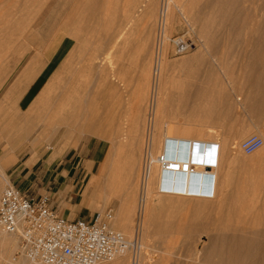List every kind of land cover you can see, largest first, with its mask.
Returning <instances> with one entry per match:
<instances>
[{"label":"rangeland","instance_id":"374dc122","mask_svg":"<svg viewBox=\"0 0 264 264\" xmlns=\"http://www.w3.org/2000/svg\"><path fill=\"white\" fill-rule=\"evenodd\" d=\"M0 1L1 10L15 0ZM41 3L45 6L40 11L42 21L34 28L39 27L45 44L37 40L35 46L24 44L12 53L0 47L4 49L0 50V195L14 184L29 192L47 189L60 212L70 207L84 209L85 214L113 208L114 227L133 237L142 165L147 159L153 172L147 203L152 197L156 203L145 210L141 264H264V149L247 154L240 147L252 134L264 139V0L173 1L167 39L181 34L193 46L187 53L175 54L167 40L161 59L167 68L155 82L159 0ZM36 8L29 17L38 15ZM51 31L55 35L66 31L67 38L62 34L61 40H55ZM47 44L53 45L50 55L55 61L48 80L50 109L47 114H31L24 98L31 95V86L22 89L14 84L37 46L45 50ZM27 46L29 54L19 63ZM153 86L154 103L160 106L155 104L157 124L150 147L146 125ZM57 94L61 96L56 100ZM47 115L52 126L46 140L30 143L39 130L28 127ZM165 135L195 140L196 156L201 154L200 142L220 144L221 159L212 171L216 174L213 197L158 191L160 182L171 178L157 163L166 150ZM8 137L16 139L13 146L7 144ZM197 170L201 178L198 173L178 172L172 180L182 189L186 185L187 190H196L203 185L205 172ZM90 173L105 187L100 196L92 194L93 184H83ZM120 217L125 218L121 227ZM3 238H12V243L7 252L1 251L0 244V264H30L17 253L16 235L0 228ZM118 259L130 264L127 254L100 264Z\"/></svg>","mask_w":264,"mask_h":264},{"label":"built area","instance_id":"2783aa9c","mask_svg":"<svg viewBox=\"0 0 264 264\" xmlns=\"http://www.w3.org/2000/svg\"><path fill=\"white\" fill-rule=\"evenodd\" d=\"M173 0H159V11L155 29L154 72L155 82L166 41L173 47L175 54L187 53L193 46L190 38L181 34L167 39L169 29V9ZM155 87L151 89L148 102L146 125V144H153L155 138ZM166 150L158 156L161 172L171 177L163 179L158 185L159 192L195 194L213 197L215 195L216 174L212 172L220 162L221 147L217 142L202 141L201 154H191V147L196 141L179 139L176 136L164 137ZM264 139L252 134L246 137L240 147L243 152L251 154L258 150ZM148 147V146H147ZM185 150L184 160L179 159L175 150ZM168 148V149H167ZM173 149V154H171ZM147 151V150H146ZM204 152V153H203ZM182 156V157H183ZM205 170L204 185L191 190L172 180L179 173H199L197 168ZM150 165L147 159L141 171L140 196L135 213V233L128 237L123 231L114 227L115 211L107 208L88 215L69 217L55 208L49 195H35L14 184H8L0 195V228L18 237L17 253L25 257L30 264H100L127 254L130 264H141L143 252L141 227L145 215L147 186L150 179Z\"/></svg>","mask_w":264,"mask_h":264},{"label":"bare ground","instance_id":"6f19581e","mask_svg":"<svg viewBox=\"0 0 264 264\" xmlns=\"http://www.w3.org/2000/svg\"><path fill=\"white\" fill-rule=\"evenodd\" d=\"M4 2H5V0H3ZM9 1V0H8ZM8 1H6L5 3H8ZM12 1H14V0H12ZM40 0H15L14 1V3L12 4V5H10L9 6V4H8V6H5V7H7L6 9H2V7H1V10H0V47H2V48H4V49H6V50H8V52H9V50L11 51V53L12 52H14L15 50H16V48H21L24 44H28V46L29 45H31V47H32V45H34L35 46V44H37V42L39 43H42L43 45L45 44V38H44V36L40 33V32H38V28L37 29H35L34 27L39 23V21H42V20H40V18H42V17H40L39 18V16H41L40 15V11L42 12L43 11V9L42 8H44L45 6V4L43 5L42 3L40 4V5H38V2H39ZM44 1V0H43ZM173 1H175V0H173ZM2 1H0V3H1ZM3 2V6H4V3ZM45 2H47V0H45ZM78 2V1H77ZM253 2H254V0H253ZM9 3H10V1H9ZM2 4V3H1ZM177 4V3H176ZM37 6H39V11H38V13H36V17L34 18H32V17H29V16H31V14L30 13H33V12H35L34 10L36 9V11L38 10V8H36ZM48 6V5H47ZM46 6V7H47ZM72 10V9H71ZM33 11V12H32ZM44 12V11H43ZM42 12V13H43ZM71 12V11H70ZM222 13V12H221ZM30 14V15H29ZM67 14H69V13H67ZM67 14H66V16H67ZM251 14V13H250ZM34 15V14H33ZM245 15V14H244ZM65 16V17H66ZM225 16V15H224ZM50 17V16H49ZM68 17V16H67ZM223 18H225V17H223ZM248 18V17H247ZM51 20V19H50ZM64 20V19H63ZM71 21V20H70ZM62 22V21H61ZM65 22H67V21H65ZM42 23V22H41ZM60 23V22H59ZM63 23H64V21H63ZM72 23V22H71ZM219 23V22H218ZM56 24V23H55ZM58 24V23H57ZM61 24V23H60ZM60 24H58V26L60 27L61 25ZM246 24V23H245ZM251 24V23H250ZM47 25H48V22H47ZM52 25V24H51ZM66 25H68V23L66 24ZM76 25V24H75ZM74 25V26H75ZM205 25V24H204ZM222 25H223V23H222ZM52 26H54V25H52ZM74 26H72L73 27V29H77L78 28V26H76V27H74ZM207 26V25H206ZM58 27V28H59ZM202 27V26H201ZM41 28V27H40ZM46 28H48V27H46ZM46 28H44V29H46ZM56 28H57V26H56ZM56 28L54 27V30H56ZM203 28H205V27H203ZM208 28V27H207ZM71 29V28H70ZM73 29H72V31H70V33H74L73 32ZM37 30V31H36ZM48 30V29H47ZM59 30V29H58ZM57 31V30H56ZM55 31V32H56ZM76 31V30H75ZM78 31V30H77ZM44 32H46L47 33V31L45 30V31H42V33L43 34H45ZM54 32V31H53ZM66 32V31H65ZM64 32V33H65ZM67 32H68V34H69V31L67 30ZM63 32H60V31H58V32H56V35L55 34H53L52 33V31H51V34H53V38L55 39V40H58V39H60L61 40V36H63V35H65ZM63 34V35H62ZM76 34V33H75ZM37 35L39 36H41L42 35V37L41 38H39V39H37L38 37H37ZM70 35V34H69ZM74 35V34H73ZM79 35V34H78ZM48 36V35H47ZM66 36V35H65ZM76 36H77V34H76ZM72 37V35L70 36V38ZM74 37H75V35H74ZM66 38H67V36H66ZM76 38V37H75ZM50 39V38H49ZM63 39V38H62ZM74 39V38H73ZM38 40V41H37ZM37 41V42H36ZM45 41V42H44ZM51 41V40H50ZM74 41H75V39H74ZM71 44V43H70ZM74 44H76V43H74ZM48 45V47L46 46V48H45V50H41L40 49V47L39 46H37V53L31 58V60H30V62L24 67V69L22 70V72L20 73V75L18 76V78H17V80H16V83L14 84L15 85V87L17 86H21L22 85V89L23 88H28L29 86H31V89H32V91H31V95H29L28 97L26 96L25 97V95H24V98H25V104H28L27 105V107H28V110H30V111H32V112H30L31 114L34 112V113H38V112H40V111H42V113H44V114H47V112H45V110L47 109H50V103H51V99H52V96H51V93L48 91V80L50 79V78H52V74H51V71L53 70L52 68L54 67V65H55V61H54V57H52L51 55H50V48H51V46H53L52 44H47ZM54 45H56L55 43H54ZM63 46H64V43L62 44ZM27 46V48H25V47H23V55H22V58L19 56V58H21V60L19 61V63L20 62H22V60L25 58V56L27 55V53L29 52V50H30V47H28ZM57 46V45H56ZM61 46V45H60ZM62 46V47H63ZM69 46V45H68ZM58 47V46H57ZM70 47V46H69ZM75 48L74 46H71L70 47V49L71 48ZM56 48V47H55ZM66 48H68V47H66ZM65 48V51L66 50H68V49H66ZM72 48V49H73ZM4 49L2 50V49H0L2 52L4 51ZM12 49H14V50H12ZM25 49H27L26 50V52H25ZM52 49H54V48H52ZM74 50V49H73ZM55 51V50H54ZM53 51V52H54ZM70 51V50H69ZM68 51V52H69ZM22 52V51H21ZM62 51H60V53H61ZM73 51L71 50V53H72ZM5 53V52H4ZM4 53H3V55H4ZM70 53V54H71ZM6 54V53H5ZM29 54V53H28ZM58 54H59V51H58ZM58 54H56V55H58ZM8 56L10 55V53L9 54H7ZM53 55V54H52ZM6 56V55H5ZM7 56V57H8ZM46 56V57H45ZM55 56V55H54ZM6 57V58H7ZM65 57V56H64ZM69 57V56H68ZM71 57V56H70ZM5 58V59H6ZM9 58V57H8ZM66 58V57H65ZM163 58H164V56H163ZM3 60V59H2ZM69 59H67V61H68ZM165 60L163 59L161 62H160V64H159V70H158V73H159V75H160V77H162L161 75H163V74H161V72L163 71V68H164V64H165V62H164ZM18 62V61H17ZM19 63H18V65H19ZM40 63H42V66L39 68V69H36V66H37V64H40ZM46 63V64H45ZM68 63V62H67ZM1 64V63H0ZM62 65H64V63L62 64ZM43 67V68H42ZM166 67V66H165ZM50 68V69H49ZM167 68V67H166ZM165 68V69H166ZM42 69V70H41ZM40 70H41V72H40ZM61 70V69H60ZM153 71H154V68H153ZM166 71V70H165ZM58 72V71H57ZM61 72V71H60ZM59 73V72H58ZM61 76V75H60ZM159 77V76H158ZM56 78V77H55ZM52 80H54V79H52ZM159 80H160V78L157 80V82H156V87L158 86V84H159ZM156 81V80H155ZM30 89V90H31ZM23 92V91H22ZM49 92V93H48ZM51 92H52V90H51ZM24 94V93H23ZM50 95V96H49ZM60 96H61V94H57V95H55L53 98H55L56 100L57 99H59L60 98ZM161 101V100H160ZM157 103V102H156ZM155 103V104H156ZM161 103V102H160ZM156 105H159V103L158 104H156ZM155 105V106H156ZM160 106V105H159ZM158 109L160 108V107H157ZM157 109V110H158ZM160 109H162V107L160 108ZM159 109V111H161ZM44 110V111H43ZM156 111V110H155ZM162 112V111H161ZM33 113V114H34ZM157 113L158 112H156L155 114H156V116H157ZM160 114V113H159ZM159 114H158V116H159ZM162 114V113H161ZM49 115H47L46 116V118H41V119H38V120H36V121H33V123L32 124H30V127H28V125H26L27 127H28V129L30 128L31 130H39V134L37 135V136H33L32 138H29V142L30 143H33V144H37V143H39V140L42 142V140L43 141H45L46 140V133H48L49 132V127H51L52 125H50L51 123H50V119H48L47 117H48ZM162 116V115H161ZM155 119H157V117L155 118ZM159 120H160V118H159ZM157 121V120H156ZM155 121V122H156ZM161 123V122H160ZM24 124V123H23ZM155 124H157V123H155ZM1 139H2V136H0V141H1ZM8 141H7V144L9 145V146H13L16 142V139H13V138H10V137H8V138H6ZM28 139V138H27ZM39 139V140H38ZM21 140V139H20ZM259 149H264V146L262 145ZM61 150V149H60ZM62 151V150H61ZM258 154V153H257ZM160 155V154H159ZM243 155V154H242ZM263 157V160H264V156H262ZM256 158H258V157H256ZM261 158V157H260ZM259 160V159H258ZM256 161H257V159H256ZM248 162V161H247ZM150 163V162H149ZM157 163H158V161H157ZM158 165H159V163H158ZM249 165V164H248ZM245 166H246V164H245ZM160 167V166H159ZM247 167V166H246ZM104 169V168H103ZM103 172H105V171H103ZM187 173H189V172H187ZM93 173H90L87 177H85V180L83 181V184L85 185V186H88L89 184H93V191H92V194L94 195V196H100V192L101 193H103V191H104V189H105V187H103V185L100 183V182H96V180L95 181H93L94 179L92 178V175ZM103 174H105V173H103ZM150 174L152 175L153 174V172H151L150 171ZM154 176H155V174H154ZM98 178V177H97ZM264 179V178H263ZM6 182H8L9 183V180H8V178L6 177ZM149 181H150V179H149ZM154 186V185H153ZM106 187H107V185H106ZM150 189H151V187H150ZM105 192V191H104ZM146 192H147V200L146 201H148V194H149V192H150V190H149V183H148V186H147V190H146ZM164 193V192H163ZM166 193H169V192H166ZM170 193H172V192H170ZM106 194V193H105ZM153 194V193H152ZM156 202H155V200H154V198L152 197V198H150L149 199V202L147 203L146 202V212H148L153 206H154V204H155ZM125 216V215H124ZM124 220H125V218L124 217H120V218H118V220H117V222L119 221L120 222V224H118L120 227H121V225L124 223ZM121 222H123V223H121ZM124 228V227H123ZM8 234V233H7ZM8 235H11V236H15L14 234H8ZM1 242H0V244L3 246V248H1V249H3V250H1V251H5V252H7L8 250H9V248L11 247V243H12V238L10 239V238H3L2 240H0ZM142 241V240H141ZM238 243V242H237ZM1 246V247H2ZM237 255V254H236ZM0 256H2L1 254H0ZM4 257V256H3ZM124 258V257H123ZM220 260V259H219ZM238 260H239V258H238ZM230 261V260H229ZM234 261H237L235 258H234ZM243 261V260H242ZM2 262V261H1ZM222 262V261H221ZM221 262L219 263V264H221ZM228 263V262H227ZM231 263H232V261H231ZM234 263V262H233ZM237 263H238V261H237ZM236 263V264H237ZM114 264H123V262L121 263V261H119V259H118V261L116 260V261H114Z\"/></svg>","mask_w":264,"mask_h":264},{"label":"crops","instance_id":"0c3cea01","mask_svg":"<svg viewBox=\"0 0 264 264\" xmlns=\"http://www.w3.org/2000/svg\"><path fill=\"white\" fill-rule=\"evenodd\" d=\"M189 64H194V62H190ZM195 64H196V62H195ZM215 108H217V107H215ZM214 108V109H215ZM195 147V146H194ZM194 147L192 146V152L193 153H195V155H196V152H195V150H194ZM168 149V148H167ZM169 150H172L171 151V154H173L172 152H173V149H170L169 148ZM175 152H176V154L178 155V156H180V157H178L179 159H181V160H184L185 159V156H183L184 155V153H185V150L184 151H182V149H180V147H177L176 148V150H175ZM221 155H222V152H221ZM221 155H220V159H221ZM183 156V157H182ZM228 157V153H226L225 154V161H226V158ZM186 175H187V173H185ZM201 173H198V175H199V177L201 178V175H200ZM203 176V175H202ZM204 177V176H203ZM179 181V180H178ZM203 185H204V182H203ZM202 185V186H203ZM201 186V187H202ZM82 188H84V190L85 189H87V187H85V186H81ZM22 189V188H21ZM23 190H26V189H23ZM80 190H82V189H80ZM83 191V190H82ZM48 190L47 189H44L43 191L41 190V189H39L38 190V192H31V193H33V194H35V195H40V194H48ZM61 201L62 200H60V203H61ZM62 210V209H61ZM63 212V213H62ZM62 214H64V215H66V216H69V217H78V216H83V215H88L89 213H87V214H85V212H84V209H77V208H75L74 210H72V208L70 207L69 209L68 208H64V210H62Z\"/></svg>","mask_w":264,"mask_h":264}]
</instances>
